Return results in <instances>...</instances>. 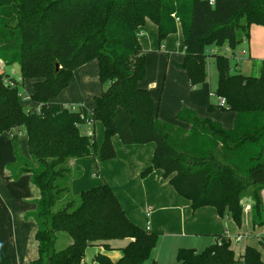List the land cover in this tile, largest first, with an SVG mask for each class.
Listing matches in <instances>:
<instances>
[{
  "label": "trees",
  "instance_id": "16d2710c",
  "mask_svg": "<svg viewBox=\"0 0 264 264\" xmlns=\"http://www.w3.org/2000/svg\"><path fill=\"white\" fill-rule=\"evenodd\" d=\"M147 20L157 25L160 42L180 25L184 58L178 66L196 87L207 78L209 45L226 42L235 49L249 39L252 25L264 26V0H0V60L18 64L23 80H35V105L26 110L19 85L6 83L8 74L0 72V134L23 127L31 156L19 154L14 135L17 162L10 170L15 178L31 173L40 190L29 214L37 223L39 257L25 264H82L88 246L109 250L110 241L124 239L119 259L99 252L94 262L145 264L151 257L159 233L132 221L108 182L56 208L69 190L68 161L96 154L102 161L113 159L114 136L123 145L154 143L152 163L141 176L160 169L194 210L214 207L241 226L243 200L250 197L253 227L264 226V59L259 75L227 74L224 56L214 54L215 94L225 99L224 110L236 112L234 126L224 128L183 107L176 117L190 123L185 130L161 121L150 91L139 86L146 75L139 35ZM93 59L102 85L107 84L93 110L54 101L74 70ZM89 119L103 125L98 150L95 134L80 129ZM57 232L72 241L56 249ZM260 243L263 251L248 245L236 255L231 240L217 234L201 251L179 248L176 258L180 264H264L263 238ZM0 264H13L2 248Z\"/></svg>",
  "mask_w": 264,
  "mask_h": 264
},
{
  "label": "crops",
  "instance_id": "0c3cea01",
  "mask_svg": "<svg viewBox=\"0 0 264 264\" xmlns=\"http://www.w3.org/2000/svg\"><path fill=\"white\" fill-rule=\"evenodd\" d=\"M179 28H181L180 25H178ZM177 31L160 42L157 25L150 20L146 21L139 35L140 43L146 51V75L139 82V86L150 91L156 106V115L161 121L173 122L176 126L189 130L190 123L182 120L174 121L166 117V112L162 113L164 107L176 116L178 110L188 107L201 117H209L220 122L224 128H232L237 116L236 112L224 110L220 106V100L217 106L212 98V89L203 83L190 87L186 71L178 66L184 58V47L183 35L178 34L179 31ZM245 40L246 46L239 51H245L243 57H249L253 61L263 60L264 26L252 25L250 37ZM95 61L93 59L75 69L69 85L54 101L65 105L67 103L83 104L84 99L78 95V90H81L85 96L88 94L87 97L98 96L94 95L98 87L96 78L99 79V63ZM95 71H97V76H95ZM24 84L25 81H22L23 86ZM72 96L77 99H72ZM210 104L213 105L211 110L209 109ZM88 130L87 134L93 133L90 128ZM100 132L102 141V130ZM24 134L26 131L23 128L12 129L0 134V248L11 257L13 264H25L39 257L38 242L35 238L37 223L33 216L27 217V213L36 209L35 200L40 197V190L32 183L29 172L22 173L17 177L18 180H14L9 166V163L17 159L11 156V152L15 149L13 136L24 137ZM113 143L117 151L113 159L102 161L96 154L95 156L72 158L68 161V166L73 163L69 166L71 171L72 166L78 168L76 172L82 175V178L84 167L89 166L88 170L89 168L94 170L93 174H97L100 179L96 181L93 178L95 180L93 181L92 178L86 176L78 195L83 190L100 185V182H108L127 216L138 225L159 233L158 242L151 255L152 263L149 262V264L168 261L171 255L176 256L177 250L181 247H192L198 250L196 244L202 243L205 235L214 236L207 241L209 245L214 242L215 235L224 234L231 240V247L236 255L243 253L248 245L263 251L258 241L261 238L264 239V233L257 232L259 228L253 227L250 209L245 210L244 208L241 226H238L229 215L219 216L214 207L204 206L194 210L191 202L177 193L169 179L163 177L160 169L153 170L146 177L141 176V171L152 163L154 143L123 145L118 136L113 137ZM71 173L74 174V172ZM23 176L26 177L25 187L29 193L24 196L34 203L30 204L28 209L22 204L25 202L17 204L12 201L11 203L9 199L16 195L13 187L23 180ZM10 179H12L11 182ZM262 194L264 197V190ZM244 201L246 205H251L250 197L244 198L243 203ZM241 233L246 236L236 241L235 236ZM29 234H31L30 237ZM122 241L114 245L110 243L109 250L97 245L101 248L93 253L91 260L97 253L102 252L116 261L121 257L120 248L127 243L126 239ZM233 243H236L235 247ZM85 257L86 251L82 263Z\"/></svg>",
  "mask_w": 264,
  "mask_h": 264
},
{
  "label": "rangeland",
  "instance_id": "374dc122",
  "mask_svg": "<svg viewBox=\"0 0 264 264\" xmlns=\"http://www.w3.org/2000/svg\"><path fill=\"white\" fill-rule=\"evenodd\" d=\"M146 24V23H145ZM179 33L178 34H182V29L179 28L178 29ZM177 31V32H178ZM246 40L244 39L240 44H238L236 46L235 49H230L228 43L224 42L222 44H211L208 46L207 48V58H206V71H207V78L206 80L203 82V85L210 87V89H212V98L215 102V104L218 106L219 105V100L220 97H218L215 94V89L217 86V80H218V71L216 68V64H215V56L214 54H221L224 56V65H225V72L227 74L235 72V71H240L243 74L246 75H259L261 72V64H262V60L257 59V60H250L249 57H239L237 55V53L239 51H241L246 45ZM95 62H98L97 59H95ZM6 66V67H5ZM3 66V69L7 72L10 73L14 70L15 74H13L15 77H20L21 78V74H20V67L18 64H15L14 66H8L5 65ZM152 69V68H151ZM154 70V69H153ZM95 76H97V71H95ZM96 78V77H95ZM97 83H98V87L97 90L94 92V95L97 94L99 95V93L101 92L102 87H107V84H103L101 83L100 79H98V77L96 78ZM23 81H25L24 86L22 85V83L19 84V92L23 93V106L24 108L30 109L33 105H34V101L31 98V95L33 94V79L32 78H27L24 79ZM78 95L81 96V99H84V103H78V104H73V103H67V106L70 107H79L80 105L86 106L88 108V110H93L94 106V96H88V94L83 95L81 90H78ZM77 93V92H76ZM72 99L76 100L77 98L72 96ZM65 105V104H64ZM90 110V111H91ZM166 112V117H168L169 119H172L174 121H179V119L176 118L175 113H170L169 110L164 109V107L162 108V113ZM172 123L174 125H176L173 122H169ZM23 128V127H20ZM91 129L93 131V133L95 134V139H96V143H97V150L99 149L102 141H101V137H100V131L102 130V140H103V130L102 129V123L99 121H96L94 123H88L85 122L84 124L80 125V129L83 133H88V129ZM24 129V128H23ZM16 144H17V149L20 155H22L23 157L30 159V153H29V149H28V145H27V136L26 134H24V137H18L16 138ZM14 147V145H13ZM11 156L15 159V149H13V152H11ZM17 162V159L14 162L9 163L11 165H14ZM70 163V162H69ZM73 163L69 164V166H71ZM88 167H84V174H83V178L82 175L80 176V174H78L76 171L78 168H73L72 166V172H74V174H70V178L69 180H67L66 184L69 186V190L67 191V193L63 196V198L57 203L56 208L59 207L62 203H64L66 200L69 199H78V193H79V189L81 184L85 181L86 176L93 178L96 181H100V179L98 178L97 174H93L94 170H88ZM82 178V179H81ZM97 178V179H96ZM13 179L18 180V178L13 177ZM26 177L23 176V180L19 183L15 184V187H13L14 192L16 193V195L14 197H10V202L12 203V201H15V203L20 204L22 203L24 206H26V208L28 209L30 204H34L33 202H31L29 199H27V197H25V194H29L28 190H26L25 187V180ZM81 179V181H79ZM12 179H10L11 182ZM93 180V181H95ZM101 184L104 183L100 182ZM29 185L31 186V182L29 181ZM28 186V185H27ZM244 205L245 201H244ZM31 212L27 213V217L30 216ZM226 217V216H225ZM257 232L259 233H263V227H259V229L257 230ZM57 237L60 238L59 241H57L56 243V249H61L64 246H66L68 243H70L72 241V238L67 235L66 233L63 232H57ZM31 236V234H29V237ZM28 237V238H29ZM214 236L213 235H205L204 238L202 239L203 242L196 244V247L198 248L199 251L203 250L208 244L207 241H210V239H212ZM125 240V239H124ZM117 242H123L122 240H112L110 241V243L112 245L116 244ZM258 243L261 245L260 240L258 241ZM236 243H233V246L235 247ZM101 248L100 246L97 245H92V246H88L87 250H86V257H85V261L87 264H96L95 262H93L92 259V255L93 253L97 250ZM237 251V248H235ZM100 250V249H99ZM168 261H161L159 264H179V262L177 261L176 256L171 255L169 259H167ZM84 261V262H85ZM82 263V264H86V263ZM149 262L152 263V257L149 258L145 264H149Z\"/></svg>",
  "mask_w": 264,
  "mask_h": 264
},
{
  "label": "built area",
  "instance_id": "2783aa9c",
  "mask_svg": "<svg viewBox=\"0 0 264 264\" xmlns=\"http://www.w3.org/2000/svg\"><path fill=\"white\" fill-rule=\"evenodd\" d=\"M243 54H245V51H242V52H238V53H237V55H238L239 57H242ZM4 65H5L4 62L0 60V72H6V71L3 69V66H4ZM6 73H7V72H6ZM7 74H8V76L5 78V82H6V83L10 84L11 86H14V85H16V84L19 85L20 83H22V81H23L22 77H21V78H20V77H15V76L13 75V74H15V72H11V74H10V73H7ZM223 105H225V99L222 98V97H220V106H223ZM87 122H88V123H93V121H92L91 119H89ZM89 134H92V132H90ZM250 207H251V205H249V204L244 205L245 210L250 209ZM263 233H264V226H263ZM245 236H246V234L241 233V234L235 236V239H236V241H240V240H242L243 237H245Z\"/></svg>",
  "mask_w": 264,
  "mask_h": 264
}]
</instances>
